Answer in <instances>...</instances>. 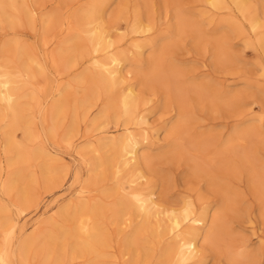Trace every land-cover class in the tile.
Listing matches in <instances>:
<instances>
[{
	"label": "bare ground",
	"instance_id": "6f19581e",
	"mask_svg": "<svg viewBox=\"0 0 264 264\" xmlns=\"http://www.w3.org/2000/svg\"><path fill=\"white\" fill-rule=\"evenodd\" d=\"M108 1L94 0L81 8L74 17V33L60 46V63L73 71V78L85 92L80 95L79 92L72 91L71 84L65 85L62 73L58 72L53 81L56 82L59 98L52 103L44 116L49 123L50 137L56 136L58 130L65 125L67 117L70 118L65 129L67 136L80 132L81 123L89 121L86 130L88 134L86 132L84 135L88 145L83 155L91 154L87 169L88 176L84 179L85 186L77 195L80 198L73 200L75 195L69 192L70 188L61 184L62 194L49 201L44 200L43 212L48 214V207L53 205L56 211L41 220L40 223L43 225L39 232L32 231L33 233L22 236L16 247L7 253V258L17 259L18 264H28L26 261L32 258L36 259L38 264H66L68 261H73L71 264L81 262H84L81 264H107L104 258L111 254L109 252L111 241L110 234L106 232L104 218L108 217L111 224H115L121 232H125L121 248L125 255L130 254L132 257V261L126 264H137L140 263L139 260L146 261L154 256V249L149 247L150 244H146L151 242L155 243L158 250L155 264H204L207 257L203 250L207 243L215 245L219 250L218 253H222L219 246H224L223 255L224 253L227 255L228 264H262L263 235L255 231L256 241L246 239L247 237L237 240L234 238V229L228 226L225 216L229 211L234 210L235 200L232 198L236 195L232 193L233 189L228 178L234 176L241 166L251 171L253 180L259 177L256 164L259 161L251 150L245 148V142L251 137L264 141V127L248 125L238 128L213 153L207 152L208 141L201 142L193 138L191 141L193 152L196 155L208 153V162L205 163H209L210 167H216L217 172L208 171L207 178L211 187L218 186L223 190L221 207L213 212L209 204L200 207L196 202L185 201V206L180 212L175 208H163L157 199L156 191L148 190L149 183H144L148 176L145 171L143 172L145 166L152 170L149 163L152 165L155 160V156L149 157L150 155L144 151L155 150L163 139L160 137L161 132L155 130L147 114L146 106L149 102L138 93L139 91L137 92V86L129 81V77L135 72L140 73L144 77V83L156 81L166 89L169 88L177 99L185 95L187 88H191L199 97L205 95L211 101L219 99L218 101L223 100L225 105L235 106L240 100V93H237L239 96L234 94L236 96L234 97L233 91L225 95L212 94L211 90L202 84L195 83L188 86L182 79L178 66L166 63L163 58L156 60L153 56L148 57L146 62L149 63L150 69L147 72L139 70L137 68L139 64L136 63L141 61L132 62L131 58L140 60L146 52V46L156 45V39H148L146 35L151 30V24L146 25L144 18L138 13L131 25V32L134 33L132 49H122V46L116 44L113 39L114 33L105 25ZM207 3L211 8L208 12L209 23L215 21V17L221 11L226 10L230 13L234 8L246 16L250 29L254 32L253 35L258 36V43L264 48L262 30L264 20H261L262 16L260 17L257 10H252L254 4L252 0H207ZM40 12V7L29 3V0H0V20H7L15 25L24 21L35 24L39 19L44 24L51 22L52 14ZM185 14L178 13L179 21L173 30L181 32L189 27L197 34L196 39H202L205 33L202 22L194 21L190 18L192 15ZM231 15L227 19L224 18L215 38L218 42L216 46L219 52L216 51V55L219 61L221 60L219 54L231 56L230 34L249 36L245 27L236 23V17ZM225 22L230 24L229 30L226 29ZM143 36H146L148 41H139ZM249 40L253 44L252 39ZM2 52L0 122L6 121L8 126L0 141L8 164L3 190L15 201L29 207L30 203L39 201L41 188L53 185L56 179H64L70 173V166L75 160L67 159L66 153L57 148L31 147L30 141L35 138L33 128L35 114L29 111L24 99L28 96L29 79L35 76L36 71H44L45 67L23 43V39H14L5 43ZM45 56L56 69L54 54L48 52ZM81 58H83L82 62L79 61ZM81 66L85 68L79 71ZM12 67L16 70H11ZM260 90L264 94V89ZM237 96L239 99L234 102L232 99H236ZM99 100H103L99 114L90 118L92 107ZM180 110L182 111L181 108ZM109 116H113L116 123L122 120V124L102 128L104 119ZM191 117L193 118L186 115L185 120L188 121ZM185 120L171 125L168 130L169 136L175 138L173 141L178 142L182 136L184 137V134H181L184 133ZM141 128L144 133L139 131ZM18 129L25 131V141L17 140ZM97 131H100L98 137L94 134ZM173 144L176 145V142ZM180 144L174 147L175 150L180 148ZM234 156L239 160L234 159ZM259 165L260 169H264V165L260 163ZM37 170L41 171L40 180ZM77 172L80 170L77 169ZM262 173L264 172H261V175ZM110 179L113 183L110 181L112 185L108 186L106 180ZM259 182L260 184L254 187L264 198V180L261 179ZM90 185L95 187L91 190L95 191L92 196L93 201H89L84 195L89 191L87 187ZM103 197H113V200L111 199V202L109 200L110 203L106 204ZM261 215L264 218V206ZM0 228L10 236L19 232V229L23 233L29 229L33 230L35 225L30 224L29 219H25L24 225L19 227L11 211L0 202ZM253 228L255 229L256 226ZM10 238L0 240V250L3 244L11 248ZM256 243L260 245L251 249L250 247ZM68 246L70 257L63 253L64 251L66 253Z\"/></svg>",
	"mask_w": 264,
	"mask_h": 264
},
{
	"label": "rangeland",
	"instance_id": "374dc122",
	"mask_svg": "<svg viewBox=\"0 0 264 264\" xmlns=\"http://www.w3.org/2000/svg\"><path fill=\"white\" fill-rule=\"evenodd\" d=\"M92 1L94 0H29V3L40 7L41 14H52L51 22L44 24L39 19L35 24L24 21L15 25L10 23V21L0 20V62L3 60L2 49L5 43L14 39H23V43L33 52L39 63L45 67L44 71H36L35 76L29 79L28 96L24 99L27 102L29 111L35 114L33 125L35 138L30 141L31 147L47 146L48 148H57L66 153L67 159L75 160L70 166V173L64 179H56L53 185L41 188L39 201L30 203V206L26 207L15 201L11 195H8L3 190L8 174V164L3 153V147L0 145V158L2 161V169L0 170V202L11 211L19 227L24 225L25 219H29L30 224L35 225L33 230L29 229L26 230V233H23L19 229V232L10 236H7L6 231L0 228V240L11 237L10 242L12 245L11 248L5 244L1 245L0 264H18L17 259L7 258V253L16 247L22 236L39 232L43 225V223H40L41 220L49 213L56 211L53 205L48 207V214L43 212L44 200L49 201L51 198L62 194L61 184L70 188L69 192L75 195L73 200L80 198L77 195L80 194L81 189L85 186L84 179L88 176L87 169L89 168L88 162L91 154L83 155L88 145L84 135L87 132L89 121L81 123L80 132L67 136L65 129L70 119L67 117L65 125L58 130L56 136L50 137L48 133L49 123L46 122L44 116L49 111L52 103L59 98L56 82L53 81L54 76L58 72L62 73V80L65 85L71 84L70 89L72 91L79 92L80 95L85 92L73 78V71L60 63L59 51L63 41L74 33V17L76 13ZM252 2L254 3H252V10H257L260 17L262 16L261 20H264V0H252ZM210 9L207 0H109L107 4L105 25L114 33L113 39L116 44L122 46V49H132L131 42L134 33L131 32V25L138 13L144 18L146 25L151 24V30L146 35L149 37L148 39H156V45L151 44L145 47L146 52L141 57L142 60L131 58L132 62L141 61L136 63L137 65L139 64L137 67L139 70L147 72L150 69L149 63L146 62L148 57L153 56L156 60L163 58L166 63L178 66L182 79L188 86L199 83V85L207 86L212 94L225 95L229 91H233L232 95L240 93V102L238 101V94L236 99H232L234 102L238 101L235 104L236 107L231 104H229L230 106L228 104L225 105V102L223 100H220V102L218 101L219 99L211 101L205 95L199 97L191 88H187L185 95L177 99L169 88L166 89L156 81L144 83V77L140 73L136 74L135 72L134 75L132 74L129 77V81L131 80L137 86V92L139 91L138 93L142 94L149 102L146 106L147 114H149L155 130L161 132L160 137L163 139L160 141V146L155 148V150L151 152L144 151L150 155L149 157L155 156V160H152V165L149 163L152 170H149L148 166V168L146 166L144 167L145 169L143 168V172L145 171L148 176L144 183H149L148 190L153 189L156 191L157 199L163 208H175L178 212L183 210L185 201L196 202L200 207L209 204L213 212L221 207L220 202L224 194L223 190L218 186L211 187L207 178L209 177L207 175L208 171H213L214 173L216 171V167H210L209 163H205L208 162V153H213L217 148H220L221 144L228 140L229 135L233 134L238 128H244L248 125H254L257 128L264 127V94L260 90L264 89V48L258 43V36L256 34L253 35L254 32L250 29L248 19L242 13H239L234 8H232L233 11L230 13L223 10L221 13L218 12L219 15L215 17V21L209 23L210 13L208 12L211 11ZM179 12L182 14L186 13L185 15L187 16L192 15L190 16L192 20L202 22L205 32L202 39H196L197 34L189 27L181 32L173 30L179 21L177 16ZM230 14L236 17V23L238 22L245 27L249 32V36L229 33V45L231 46L229 53H231V56L219 54V58H221L219 61L216 55L219 52V48L216 46L218 42L215 38L224 22V18L227 19ZM225 25L226 29L229 30L230 24L225 22ZM262 30L264 32V25ZM249 38L252 39L253 44H251ZM139 41L146 42L148 40L146 36H143ZM48 52L54 54L56 69L46 59L45 53ZM79 61L82 62L83 58L79 59ZM133 66L135 68V65ZM84 68L85 66H81L79 71ZM11 70H16V68L12 67ZM234 97L236 96L234 95ZM102 104L103 100L96 102L94 107H92L93 112L90 118L99 114ZM184 113L193 116V118L191 117L190 120L186 121ZM183 119L185 120V129L181 135L184 134L185 138L182 136L178 142L177 140L173 141L175 138L173 137V139L169 136L168 130L171 125L179 124L184 121ZM104 120L102 128L116 127L122 124V120L116 123L113 116H109ZM7 129L6 121L0 122V141ZM139 131L144 133L142 128ZM99 132L94 133L96 137L100 135ZM16 136L18 141L26 140L25 131L22 129L16 131ZM193 138H197L201 142L203 140L208 141L209 143L206 142L208 153L196 155L193 152V148H191ZM174 142H176V145L181 143L180 148L178 147L177 150L174 148L176 146L173 144ZM245 148L251 150L259 163L264 165V141L258 138H248L245 142ZM174 150L177 151V154ZM174 155H176V158ZM229 155L230 153L227 154V156ZM234 159L239 160L237 156H234ZM259 163H256L259 175L258 178L256 177L257 181L252 179L251 171L242 166L236 173L237 175L234 174V176L232 175L228 178V182L231 183L230 186L233 189L232 193H236V195L232 198L235 200L234 210L229 211L225 219L228 226L234 229V238L237 240H242V238L246 237V239L254 240L255 231L264 237V218L261 215L264 198L256 192L254 187V185L260 184L259 180H264V173L261 175L264 169H260ZM77 169L80 172H77ZM37 171L38 180H40L41 171ZM218 174L221 175V173ZM110 181L111 179L106 180L108 186L113 183V180L111 181L112 183ZM253 181L255 182L253 183ZM224 182L227 181L225 180ZM93 188L95 187L92 185L88 186L87 189L89 191L84 193L89 201H93L92 196L95 193V191H91ZM111 199L113 200V197H103V201L106 204L110 203ZM104 219L107 227L106 232L110 234V237L106 234L111 241V247H109L111 254L106 255L104 261L107 264H126L131 262V255H125L121 248L125 232H121L115 224H111L108 217ZM255 226L256 228L254 229L253 227ZM146 244H150L149 247L154 249L153 253L155 254L146 261L139 260L140 263L137 262V264L156 263L157 257L155 255H157L158 250L154 245L155 243ZM205 245L203 251L207 258L204 264L229 263L227 255L225 253L223 255L224 246H219L222 249L220 251L222 253H218L215 245L208 243ZM257 245L260 244H253L250 248L255 249ZM63 253L70 257V247L68 246L66 253L65 251ZM261 257L262 264H264V249ZM72 262L68 261L66 264H71ZM26 263L38 264V261L32 258L28 259Z\"/></svg>",
	"mask_w": 264,
	"mask_h": 264
}]
</instances>
